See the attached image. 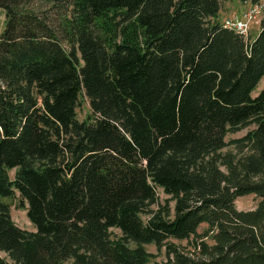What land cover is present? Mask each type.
Returning a JSON list of instances; mask_svg holds the SVG:
<instances>
[{
  "label": "trees",
  "instance_id": "obj_1",
  "mask_svg": "<svg viewBox=\"0 0 264 264\" xmlns=\"http://www.w3.org/2000/svg\"><path fill=\"white\" fill-rule=\"evenodd\" d=\"M226 1L0 0V264H264V14Z\"/></svg>",
  "mask_w": 264,
  "mask_h": 264
},
{
  "label": "rangeland",
  "instance_id": "obj_2",
  "mask_svg": "<svg viewBox=\"0 0 264 264\" xmlns=\"http://www.w3.org/2000/svg\"><path fill=\"white\" fill-rule=\"evenodd\" d=\"M235 2V3H234ZM257 7L259 10V14L257 15L256 19L250 24V31L248 40H252L256 33L259 31L260 21L264 14V0H260V3L258 5H249L247 7L240 6L239 3H237L236 0L226 1L222 4L221 12L219 15L220 21H222L225 18L230 17H240L243 13L248 11L252 7ZM4 20H5V14L2 9H0V33L4 29ZM264 88V77L257 85L256 89L253 91L252 96H257L259 92ZM90 113V108L87 103L86 99H83L81 101L80 106L77 110V116L79 120H83L84 117ZM253 127L249 126L247 128L241 129L236 133H230L226 136L225 140L228 144L225 149H223L224 152L233 151L234 153L236 150L234 149V145L230 144L231 141L242 138L244 135L247 134L248 131L252 130ZM14 176V171L9 172V177L12 179ZM159 198L163 202L166 199V196L162 194V192L159 190ZM5 203L9 205L10 208V216L12 221L15 223L17 227H19L22 230L28 231V232H34V227L29 222L27 216H26V210L21 207L20 198L16 194L13 198H8L3 200ZM257 198L254 195H247L244 197H239L235 200L234 206L238 211H251L255 208L257 204ZM172 205V203L170 204ZM26 206V205H24ZM154 208V207H153ZM143 219H146V215H142ZM207 230V225L202 224L200 228L198 229L197 233L198 235H202ZM110 238L112 240H118L121 238V234L118 230L113 229L110 231ZM205 242L211 244L210 238L204 239ZM171 243L175 244L176 246L183 247L186 249V251L190 250V246L187 243V241H176L171 240ZM132 247V245H131ZM147 253L151 254L150 261L151 262H160L164 259V249L162 248L160 251L156 249L153 245H145L144 246ZM0 258L7 259L6 255L2 252H0Z\"/></svg>",
  "mask_w": 264,
  "mask_h": 264
},
{
  "label": "built area",
  "instance_id": "obj_3",
  "mask_svg": "<svg viewBox=\"0 0 264 264\" xmlns=\"http://www.w3.org/2000/svg\"><path fill=\"white\" fill-rule=\"evenodd\" d=\"M259 14L258 8L252 7L240 17L225 18L222 21V26L225 29L232 30L236 34L248 38L250 31V24L256 19Z\"/></svg>",
  "mask_w": 264,
  "mask_h": 264
},
{
  "label": "crops",
  "instance_id": "obj_4",
  "mask_svg": "<svg viewBox=\"0 0 264 264\" xmlns=\"http://www.w3.org/2000/svg\"><path fill=\"white\" fill-rule=\"evenodd\" d=\"M230 1L232 2V0H230ZM234 3H235V2H234ZM237 3H239V2L237 1ZM239 5H240V6H243V7H247V6H249L250 4H248V3H247V4H240V3H239ZM257 33H258V32H257ZM257 33H256V35H257ZM256 35H255V36H256Z\"/></svg>",
  "mask_w": 264,
  "mask_h": 264
}]
</instances>
